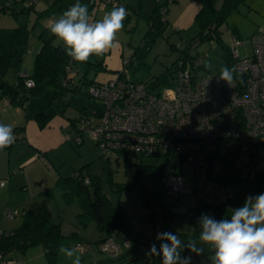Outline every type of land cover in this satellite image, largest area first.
Returning a JSON list of instances; mask_svg holds the SVG:
<instances>
[{"label":"built area","instance_id":"obj_1","mask_svg":"<svg viewBox=\"0 0 264 264\" xmlns=\"http://www.w3.org/2000/svg\"><path fill=\"white\" fill-rule=\"evenodd\" d=\"M37 1L22 0L23 7ZM157 1L161 2L160 13L165 15L174 0ZM119 3L120 0H99L96 9L118 7ZM231 38L232 68L236 69L231 87L224 81L217 82L220 73L202 72L204 56L196 55L177 59L174 86L151 90L146 83L129 78L124 67L130 57L124 58L123 68L112 78L87 83L86 92L99 105L85 109L75 124L71 123L73 131L66 132L64 140L80 145L88 136L105 160L130 155L173 159L178 171L167 174L162 182L168 195L189 197L193 206L197 202L228 204L231 192L224 178L231 161L249 166L252 160H264V23L250 38V56L240 57L242 41L238 36ZM64 70L62 83L68 86L78 71L71 63L65 64ZM21 76L25 87H34L25 72ZM11 104L10 97H0V107ZM183 163L191 169L188 183L179 166ZM79 178L85 184L89 182L88 176ZM20 214L18 208L4 210V216L10 219ZM119 238L115 234L107 237L98 244V250L112 254L129 248V240ZM77 246L79 254L91 251L81 242L74 245ZM141 250L145 251V247ZM15 263L0 254V264Z\"/></svg>","mask_w":264,"mask_h":264},{"label":"rangeland","instance_id":"obj_2","mask_svg":"<svg viewBox=\"0 0 264 264\" xmlns=\"http://www.w3.org/2000/svg\"><path fill=\"white\" fill-rule=\"evenodd\" d=\"M2 1L0 2V68L10 82H15L18 74L25 70L27 75L32 74L34 54L36 48L38 49L42 43L40 34L44 31L47 36H52L48 27V20L58 19L72 5L69 1H64L50 8L49 15L39 16L38 12L49 8L53 2L39 1L38 4L35 3L36 6L23 11L21 10L23 8L22 0ZM7 4H12V6L7 7ZM222 4L223 0H214L215 8L220 9ZM107 7L113 9L114 6L107 5ZM262 23H264V0H245L229 12L226 19L219 24L218 31L228 50H230L231 37L233 35L238 36L239 40L242 41V45L238 48L239 56L245 57L252 55L250 38ZM131 25L135 28L133 32H128L130 37L124 41L123 58H129L130 55H133L148 28L146 19L136 17L135 14L130 21V27ZM200 31L199 24L191 25L180 35L168 28L163 35L155 38L151 47L142 57L135 56L131 63L124 67L129 78L147 84L168 70L167 76L170 83L168 86H174L176 72L170 73V71H173L172 63L178 57L179 52L172 49V45L176 46L178 43L180 49L188 47L190 55L204 56L202 72L220 73L221 69L227 66L221 55V48L215 40L192 41ZM53 42L63 47L62 42L58 41L56 37ZM89 62H93L92 57ZM70 63L78 71V74L67 87L71 89L74 85H80L81 90L74 92L64 89V92H60L59 95L52 98L53 89L62 90L63 88L47 85L42 93L33 95L35 97H29V99L33 97L30 100L31 106L36 107V109L41 108L52 115L57 114L60 109H65L67 117L76 119L80 115L78 110L81 107L91 109L99 105L97 100L85 92L86 82L95 77L96 68L93 64L87 67L84 62L72 61ZM206 64H210L211 67H205ZM66 130L73 131L71 126ZM67 144L65 147L52 152L53 164L48 162V168L54 172L56 178L71 176L82 166L88 165L90 173L100 180L102 192L114 207H120L131 232L138 236L139 242L150 244L155 241L158 233L154 228V218L143 204V194L144 190L149 191L152 187L151 169L172 171L175 168V161L170 158L130 155L126 159L118 156L107 162L88 136L85 137L82 145H74L68 142ZM254 165L250 163L249 167L248 165L245 167L249 169L253 168ZM179 166L186 174L185 182H190V167L185 163ZM256 166L257 168H264V160L256 162ZM48 168L47 170H49ZM246 169L243 171L242 177L245 176ZM56 178L55 180L53 178V180L47 179L46 184H44L47 186L43 189L51 188L55 184ZM228 188L231 192L228 201L229 206H232L236 199L242 195L251 194L255 196L258 194L254 181L240 180L229 184ZM163 190L164 202L173 214L167 222V231L176 233L178 236L182 233H192L193 224L188 215L184 213L192 207L191 199L184 197L179 200L168 195L165 189ZM262 190H264V186H262ZM39 193L38 191L35 193L36 201H38L36 199L39 198L38 196H43ZM62 193V190L55 189L53 196H43V198L46 197L45 200L54 221L61 225L64 237L59 247L63 245L71 248L76 243L81 242L91 248V251L86 255L80 254L82 264H150L144 259L141 251L127 255L124 253L125 248L112 254L99 251L98 242L105 237V232L94 223H90L86 227L78 223L77 214L81 208L77 198L66 200ZM14 208L20 209L21 214L12 219L3 214L0 217L2 220L0 229L8 227V225L11 228H18L22 225V212L25 209ZM155 217L159 224L163 221L159 206L156 208ZM159 227L162 232L165 231L161 224ZM7 256L14 259L15 264H47L45 249L41 244L31 245L24 252L14 249ZM72 259L58 253L56 264H72Z\"/></svg>","mask_w":264,"mask_h":264},{"label":"trees","instance_id":"obj_3","mask_svg":"<svg viewBox=\"0 0 264 264\" xmlns=\"http://www.w3.org/2000/svg\"><path fill=\"white\" fill-rule=\"evenodd\" d=\"M64 1H69L71 5L76 3V0H54L49 8L38 12V15H49L50 8L56 6L59 3H63ZM98 1L99 0H80V3L86 4L88 6L89 14L91 17H93ZM136 1V8L133 10V12H131V15L135 14L136 17H143L146 19L148 23V29L145 32L140 45L137 47L133 55L130 56V63L135 56L142 57L151 47L155 38L163 35L168 26L166 14L162 15L160 13L161 2L154 0V8L151 13L147 14L143 9L144 0ZM175 1L176 0L173 2ZM198 1L201 3V9L194 18V24H199L201 31L196 37L193 38L192 41L198 42L215 40L221 48V55L224 58L227 67L231 69L232 59L230 50L226 49L225 45L223 44L218 28L219 24L226 19L229 12L237 8L238 5L245 2V0H223L222 7L220 9L215 8L214 0ZM6 6L11 7L12 4ZM33 6L34 5L31 7ZM31 7H23L21 10H28ZM128 15L129 14H127L126 19L123 22L125 28L128 23H130L132 18V16ZM134 28L135 26H131L128 31L133 32ZM176 33H178V35L180 34L178 31ZM40 38L42 39L41 48L34 59L33 73L31 76H28L34 81V87H25V78L21 75L15 84H9L0 80V97H10L12 104L23 106L30 96L36 94L39 95V93H42L45 86L47 85L63 88L62 90L53 89L51 92L52 98L59 95L60 92H64V89L74 92L81 90L80 85H74L71 89H69L62 83L63 79L65 78V64L72 61L74 62L72 58L66 55L64 47L59 44H55L53 42L55 36H47L44 31L40 34ZM179 46V43L176 46L172 45V49L177 50L179 54L172 63L173 71H170V73L175 72L177 59H188L196 56L189 54L188 47L186 49H180ZM84 63L87 67H90L93 64V66L96 68V73L102 69L101 63L99 62L87 61ZM167 72L168 70L158 77H155L153 80H151V82L147 83L148 88L151 90H156L161 88V86L164 87L169 85L170 83L168 82ZM234 75L235 73H233V76ZM91 81H93V79L88 80L86 84L90 83ZM85 109L86 108L84 107L80 108V114ZM41 114L43 113L38 114V116ZM76 119H71L72 125L75 124ZM40 125L43 126L44 124L40 123ZM65 142L75 145V143L71 141ZM128 157L129 156H126L124 158L126 159ZM110 160L111 159L106 161L109 162ZM256 162V160H252L251 163L255 164L254 167L246 169L242 162L231 161V167L228 168L226 173L227 175L224 178L225 186L228 188L229 184L236 183L240 180L254 181L258 194L264 193V190H262V186H264L262 185L264 184V168H257ZM245 169V176L242 177V173ZM176 171H178L177 166H175L172 171H164L163 169L157 171L155 169H151L152 187L149 191L144 190L143 204L147 208L149 214L154 218V228L156 230L157 228L160 229L159 226L161 224V226L165 228V231H167V222L173 216L171 209L164 202L165 194L163 189L165 188L162 182L163 178H165L167 174L176 173ZM75 172H78L77 177L74 176ZM75 172H73L71 176H59L51 188L43 190L39 194L46 197H51L53 196L55 189H60L63 191L62 195L64 198H66V200H71L72 198L76 197L81 208V211L77 214L78 223L84 227L88 226L90 223H94L100 230L105 232V238L100 240L98 244L107 237L115 234L117 237L127 238L129 240V248H123L125 255L141 251L143 257L146 256V261H148L150 264H162L161 257L146 254L153 243H155L159 249V246L162 242L157 239L150 244L139 242L138 236L131 232L120 207H114L108 197L102 192L100 180L90 173L89 166L84 165ZM82 175L89 177V182L87 184H85L83 180L79 178ZM248 195L251 194H245L238 197L232 206H229V204L207 205L201 202H197V204L194 206L192 205L190 210L184 213L188 215L191 223L193 224V232L180 234V239L184 242H187L188 240H196L199 244L201 227L198 223V220L200 216L202 214L209 215L217 220L221 218H230L231 209L242 206L245 198ZM177 199L181 200L182 198ZM158 206L161 207L163 217V221L160 224L157 222V219H155V212ZM63 237L64 235L61 230V225L60 223L54 221L52 213L47 204L34 203L30 209L24 210L23 221L20 227L0 231V254L7 256L14 249L24 252L25 249L31 245L41 244L45 249L47 264H56V258L58 254L57 249L59 248ZM142 246L145 247V251L141 250ZM202 246L204 247V252L202 255L197 256L185 249L181 252V256L187 257L191 255V264H211L210 257L214 254L213 251H211L207 245Z\"/></svg>","mask_w":264,"mask_h":264},{"label":"clouds","instance_id":"obj_4","mask_svg":"<svg viewBox=\"0 0 264 264\" xmlns=\"http://www.w3.org/2000/svg\"><path fill=\"white\" fill-rule=\"evenodd\" d=\"M126 16L127 11L121 6L93 20L88 6L76 0L58 19L50 21L48 27L62 42L66 55L74 61L87 62L92 56H102L119 46L117 34L123 29ZM235 71L234 67H223L217 82L224 81L231 87ZM14 141L12 127L0 123V150ZM198 223L199 244L196 240L184 242L176 233L164 231L156 236L162 242L159 249L153 243L146 254L161 257L162 264H191L192 256L182 257L181 252L187 249L199 256L204 252L202 245H207L214 253L211 264H264V193L248 195L242 206L231 209L230 218L217 220L202 214ZM77 248L61 245L57 251L69 259L74 257L72 264H82Z\"/></svg>","mask_w":264,"mask_h":264},{"label":"crops","instance_id":"obj_5","mask_svg":"<svg viewBox=\"0 0 264 264\" xmlns=\"http://www.w3.org/2000/svg\"><path fill=\"white\" fill-rule=\"evenodd\" d=\"M39 1L42 2L43 0H38L36 4H38ZM45 1L50 3L54 0ZM0 2L3 1L1 0ZM143 2L145 13H151L155 4L154 0H144ZM136 5V0H120L118 7L123 6L127 14H129L128 16H133L131 12L135 10ZM111 7L113 6L111 5ZM200 9L201 3L198 0H176L170 4L166 13L168 22L167 29L170 28L171 31L175 33L178 31L181 34L182 31L187 30L194 24V18ZM111 10L112 8L108 9L107 5L102 8H97L92 19L99 20L106 12H110ZM50 21L53 20L49 19L48 23H50ZM129 28L130 23H128L126 28L123 27L117 34V40L119 42L117 48L110 49L99 57L92 56L93 61L101 63L102 68L96 73L93 80H108L112 78L117 71L123 68L124 41L130 37L128 33ZM41 44L38 49L36 48L34 59L41 48ZM20 75L21 74H18L17 80ZM0 80L9 84H15L17 82V80L15 82H10L1 68ZM33 97L27 100L23 106L11 104L6 107H0V123L10 125L15 136V141L11 146L0 150V182H4L3 185L0 184V217L3 216L4 210L8 207H20L28 210L34 203L47 204L45 200L46 197L43 198V196H38L39 198H36L38 201H36L35 193L37 191L42 192L46 190L43 188L47 186L44 185L47 179L51 180L53 178L55 180L57 177L54 172L48 168V162H54L51 157V155H53L52 152L68 145L64 140V134L65 132H70L66 130V128H70L71 118L65 115V109H60L57 114H49L41 108L36 109V107L31 106L30 100ZM40 113L43 114L38 116ZM40 123L44 125L41 126ZM47 168L49 170H47ZM1 223L2 220H0V227ZM9 226L10 225H8V227H3L0 231L14 229Z\"/></svg>","mask_w":264,"mask_h":264}]
</instances>
